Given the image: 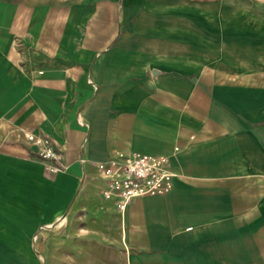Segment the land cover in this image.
I'll return each mask as SVG.
<instances>
[{"label": "crops", "instance_id": "0c3cea01", "mask_svg": "<svg viewBox=\"0 0 264 264\" xmlns=\"http://www.w3.org/2000/svg\"><path fill=\"white\" fill-rule=\"evenodd\" d=\"M0 116L59 149L0 143V191L74 256L264 264V0H0ZM116 152L172 157L171 189L119 213L95 166Z\"/></svg>", "mask_w": 264, "mask_h": 264}, {"label": "rangeland", "instance_id": "374dc122", "mask_svg": "<svg viewBox=\"0 0 264 264\" xmlns=\"http://www.w3.org/2000/svg\"><path fill=\"white\" fill-rule=\"evenodd\" d=\"M7 98L14 101L10 96ZM10 106L18 109L15 105ZM78 118L77 113V122ZM30 119L33 120V117L30 116ZM0 124V143L3 144L27 143L23 137L26 132L24 126L36 125L34 121L28 124L8 123L3 121L1 116ZM23 155L33 154L23 150ZM20 198L21 195H18L17 191H0V264L93 263V260L88 258L74 256L70 245L65 243V236H70V230L58 227L59 221L51 214L47 215L44 206L23 204Z\"/></svg>", "mask_w": 264, "mask_h": 264}, {"label": "built area", "instance_id": "2783aa9c", "mask_svg": "<svg viewBox=\"0 0 264 264\" xmlns=\"http://www.w3.org/2000/svg\"><path fill=\"white\" fill-rule=\"evenodd\" d=\"M23 137L37 157L52 162L57 169L62 168L59 149L49 136L26 131ZM95 166L103 183L100 197L111 201L119 213L136 198L169 191L176 177L172 157L167 155L116 152L110 161Z\"/></svg>", "mask_w": 264, "mask_h": 264}]
</instances>
